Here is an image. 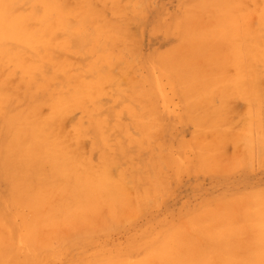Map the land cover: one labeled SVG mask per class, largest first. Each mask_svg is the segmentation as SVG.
I'll use <instances>...</instances> for the list:
<instances>
[{"label": "rangeland", "instance_id": "374dc122", "mask_svg": "<svg viewBox=\"0 0 264 264\" xmlns=\"http://www.w3.org/2000/svg\"><path fill=\"white\" fill-rule=\"evenodd\" d=\"M0 4L56 42L2 41L0 139L58 104L72 170L0 172V264H264V0Z\"/></svg>", "mask_w": 264, "mask_h": 264}, {"label": "bare ground", "instance_id": "6f19581e", "mask_svg": "<svg viewBox=\"0 0 264 264\" xmlns=\"http://www.w3.org/2000/svg\"><path fill=\"white\" fill-rule=\"evenodd\" d=\"M56 12H57V8L51 7V10L48 12V14H54ZM4 14H5L4 7L0 4V49H1V43L4 39H16V40H22L23 43L28 44L32 47H35L36 50L39 48H43L45 51V56L46 57L50 56L47 54V52L50 51V48H54L55 43H56L55 42V34L53 32H52V36L50 37V39H47L45 37L39 36L38 34H33V33L31 34L30 31H27L24 29L23 24H20L19 26L13 25L10 27H6V18L4 16ZM46 48H47V50H46ZM1 52H2V49H1ZM33 66L36 69V66L35 65H33ZM3 67H4L3 64L0 63V70ZM7 105H5V106H7ZM0 106H3V105L0 104ZM58 107H60L58 104L53 105L52 106V114L47 119H45L43 121H40L39 119L34 118L32 116V114L26 115V116L22 115V114H18L17 117H7L6 118V116H8V114H7L8 113V110H7L8 107L7 108L5 107V109L7 110L6 116H5L7 127L4 125L5 138L0 139V172L1 173L5 172L7 176L9 174H12L13 176H15L20 171L28 168L29 162H35V163L43 164V162L46 160H49L52 162V164H53L52 169L54 172L55 171L56 172L61 171V173L63 175L65 173H67L68 170H71V169H61L60 166L58 165L59 163H57V161H58V158H57L58 157V149H56L55 147L58 146V144H59V141H58L59 136H57L58 133H57V130H55V125L58 124V122L56 121L57 116H59V117L61 116L60 115L61 112H59ZM12 128H14L15 130H12ZM8 133L11 134V138H8L9 137ZM62 144L65 145L64 143H62ZM61 147L64 148L65 146H61ZM69 150L70 149H68V151ZM62 152H64V151H62ZM62 154H64V153H62ZM69 154H71V153H69ZM66 156H67V154H66ZM29 175L30 176H33V175L39 176V173L37 170H35V171L30 172ZM63 177H64V175H63ZM106 178H107V176H104V180ZM104 180H103V182H104ZM91 181H92V177L88 176L86 181L83 182L80 180L76 186H73V189L69 188L71 190V192H69L68 189H66V192L70 193L71 196L76 194L77 196L83 195L85 198V201H83V199L78 201L77 207L75 209V214H79L81 212L91 210V207H93L92 203L93 202L95 203V197H93L92 195H95V194L97 195L99 193L98 191H94V189L96 190V187L103 188V185H101V184H103V182L102 181L101 182L95 181V180L93 182L94 183L93 187H89V184ZM105 187H106V185H105ZM19 189H20L19 185H14V187H13L14 192H21L22 194L25 192V191H21ZM49 190H53V189H49ZM62 190L64 191L65 188L61 189V191ZM74 190H77V191H74ZM110 191H111V189H110ZM82 192H85V193H82ZM89 192L93 193L91 195L93 197V201L91 200V198H92L91 196H90V200L87 199L89 202L92 201L91 206H90V204L86 205V203L88 204V202L86 200V195H84V194L88 193L87 194V196H88L90 194ZM95 192H98V193H95ZM27 193H29V192H27ZM108 196L111 200L110 195H108ZM27 197L31 199L32 203L35 202V201H33V198L31 196H27ZM113 200L114 199L112 198L111 201H113ZM36 214L34 215V217H37L39 215V213L37 214V216H36ZM70 215L76 217L74 215L73 210H72V213ZM71 216H69V217H71ZM32 233H33V231H32ZM30 235L31 234H29V236ZM164 253H165V251H164ZM229 257L230 256H227V258H229ZM237 264H243V263H237Z\"/></svg>", "mask_w": 264, "mask_h": 264}]
</instances>
